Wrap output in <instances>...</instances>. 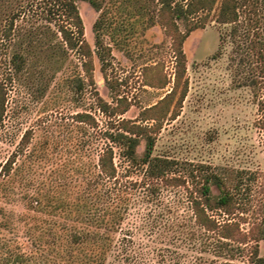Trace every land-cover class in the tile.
Here are the masks:
<instances>
[{
	"label": "rangeland",
	"instance_id": "374dc122",
	"mask_svg": "<svg viewBox=\"0 0 264 264\" xmlns=\"http://www.w3.org/2000/svg\"><path fill=\"white\" fill-rule=\"evenodd\" d=\"M238 2L235 22L211 19L189 32L182 44L185 70L175 84L172 40L157 21V0H104L100 10L77 0L84 39L92 51L93 84L87 81L78 52L60 57V51L52 55L41 46L29 54L20 77L9 80L0 72L7 90L0 169L14 155L10 178L16 194L50 193L60 190V183L77 182L79 174L69 166L82 162L60 144L75 129L77 112L90 113L97 131L106 127L110 118L99 109L97 96L111 105L126 97L130 105L121 117L142 121L144 108L173 91L158 112L164 115L153 154L183 164H209L228 184L239 180L236 212L242 216L237 217L241 227L264 223V10L261 0ZM179 28L184 31V24L179 22ZM4 51L0 46V56ZM25 132L29 139L21 149ZM96 146H89L83 163L95 160ZM143 146L142 141L139 153ZM114 152L121 169L126 162L117 149ZM136 177L132 173L126 178ZM0 206L23 211L21 203H6L1 197ZM108 233L112 242L107 264H215L226 257L252 264L254 241L222 246L213 233L193 225L183 187L166 188L157 201L131 207L119 230ZM258 246L264 256V239ZM41 252L23 264H68L63 258L46 259ZM19 253L30 254L29 243L0 225V264H15L12 259Z\"/></svg>",
	"mask_w": 264,
	"mask_h": 264
},
{
	"label": "trees",
	"instance_id": "16d2710c",
	"mask_svg": "<svg viewBox=\"0 0 264 264\" xmlns=\"http://www.w3.org/2000/svg\"><path fill=\"white\" fill-rule=\"evenodd\" d=\"M76 1L0 0V46L5 50L0 56V72L6 78L11 80L24 74L29 54L41 46L52 55L60 51V57L69 51L78 52L83 58L82 66L88 83H94L92 51L84 39L83 22ZM84 1L100 10L104 0ZM157 2V21L172 40L175 84H178L185 70L182 44L189 32L204 27L211 19L218 23L235 22L239 2ZM261 2L264 10V0ZM179 22L184 24V31L180 30ZM100 23L101 18L94 23L96 30ZM96 42L102 45L99 40ZM4 80L0 79V126L7 102ZM78 80L79 83H76L80 86ZM172 94L173 91L156 104L144 108L141 111L142 121L121 117L130 105L126 97L116 98L115 104L111 105L97 96L99 109L108 113L110 118L106 127L100 131H97L98 123L90 113H75L74 133L69 130L71 135L60 145L72 149L76 157L74 159L82 162L69 166L79 174V179L72 185L69 182L60 183V190L56 188L50 193L40 190L30 193L25 190L16 194L10 178L14 155L6 160L0 169V175H3L0 178V197L6 203H21L23 211L4 210L0 206V225L14 237H24L31 251L28 255L16 254L12 259L15 264L34 259L39 250L43 251L40 255L46 259L48 256L59 260L63 258L68 264H107L112 242L108 232L119 230L131 207L157 201L163 190L170 187L185 189L195 227L213 233L222 246L254 241L250 262L264 264V256L258 254V241L264 239V223L254 222L248 228H242V222L237 219L242 217L236 212L239 205V180L233 185L228 184L209 164H183L178 159L153 154L155 137L160 131L164 115L158 112ZM184 95L185 90L181 97ZM28 133L25 132L20 141L21 149L27 145ZM100 139H103V143ZM142 141L143 151L139 153L137 148ZM95 144V160L91 164L83 163V158L90 154L87 149ZM114 149L118 150L120 158L126 162L121 169L114 162ZM132 173L137 177L126 178ZM114 258H118L117 255ZM49 264L56 263L53 261ZM215 264L239 263L226 257Z\"/></svg>",
	"mask_w": 264,
	"mask_h": 264
}]
</instances>
